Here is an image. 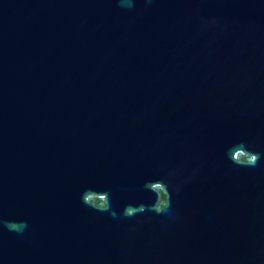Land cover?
<instances>
[{"label": "water", "instance_id": "95a60500", "mask_svg": "<svg viewBox=\"0 0 264 264\" xmlns=\"http://www.w3.org/2000/svg\"><path fill=\"white\" fill-rule=\"evenodd\" d=\"M0 264H264V0H0Z\"/></svg>", "mask_w": 264, "mask_h": 264}]
</instances>
